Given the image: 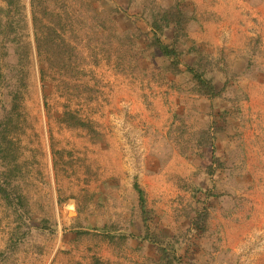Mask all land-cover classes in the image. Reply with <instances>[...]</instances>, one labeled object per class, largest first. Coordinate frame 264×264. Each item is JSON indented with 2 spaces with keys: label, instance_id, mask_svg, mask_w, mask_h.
<instances>
[{
  "label": "rangeland",
  "instance_id": "rangeland-1",
  "mask_svg": "<svg viewBox=\"0 0 264 264\" xmlns=\"http://www.w3.org/2000/svg\"><path fill=\"white\" fill-rule=\"evenodd\" d=\"M57 1L56 10L63 17L72 16L64 31L77 52L71 72L48 68L38 60L30 0H19L14 14L0 12V18L16 23L15 42H6L8 54L0 59V165L30 209L27 223L18 225L0 197L4 256L0 264H16L18 259L31 264L32 254L48 251L57 240L65 246L74 244L70 252L63 247L73 264V258L80 264H90L93 258L144 264L130 246L116 250L95 233L78 235L77 230L89 232L106 224L135 227L133 181L137 180L148 206L155 210L157 232L181 231L186 225L184 210L193 201L190 189L207 182L204 166L209 153L198 147L193 133L211 121L210 106L194 92L188 74L163 75L154 57L118 63L117 40L112 38L109 49L102 43L104 38L97 40L93 29L99 22L103 29L110 24L122 33L127 26L124 10L133 14L142 0L131 5L128 0ZM184 4L205 22L203 28L194 23L190 36L212 58L225 56L224 71L216 66L213 71L217 82L228 79L227 94L237 91L241 97L238 120L220 134L217 148L230 169L219 172L216 180L211 178L219 196L210 200L211 233L195 250L194 259L209 262L210 256H218V248L223 254L213 258L217 263L264 264V226L258 233L260 227L250 221L256 200L264 195V0H186ZM0 8L6 9L4 0ZM209 12L218 19L208 17ZM209 30L213 41L202 40ZM252 38L259 44H252ZM145 43L141 41L140 47ZM66 110L91 124L97 138L63 123ZM176 115L183 118V125ZM10 146L15 156L11 168L9 159L1 158ZM251 225L247 240L243 234ZM80 248L87 250V258Z\"/></svg>",
  "mask_w": 264,
  "mask_h": 264
},
{
  "label": "trees",
  "instance_id": "trees-1",
  "mask_svg": "<svg viewBox=\"0 0 264 264\" xmlns=\"http://www.w3.org/2000/svg\"><path fill=\"white\" fill-rule=\"evenodd\" d=\"M128 1L129 5L133 2V0ZM184 1L186 0H142L144 4L137 5L133 14L129 11L126 13L124 10L123 19L127 21V26L122 33L115 32V27L110 24L103 29L104 24L101 22H99V27L93 29V32L98 41L104 38L102 43L108 49L109 46L112 47V38L117 40L118 48L115 58L118 63H136L141 58L153 59L154 57L160 61L163 75L175 77L188 74L190 76L189 81L193 85L194 92L209 103L212 118L205 127L193 133L194 142H197L199 148L207 150L209 153V161L204 166L207 182L203 186H193L190 189L193 201L190 208L184 210L186 225L182 227L181 231L173 232L171 235L157 232L154 223L155 210L148 206L144 189L137 180H134L133 189L137 194L138 219L137 222H133L135 227L132 228L129 225L128 228H121L117 224L113 226L106 224L102 227H94L89 232L77 230V234L95 233L100 240L116 250L130 246L132 251L142 258L144 264H225L223 261L218 263L212 261L213 258L223 254L221 249H215L218 256H210L209 262L206 260L195 262L194 252L202 247L207 236L211 233L209 220L213 206L210 200L219 196L213 180H216L219 172L230 169L226 166L225 157L223 154L221 155L217 145L221 139L220 134L238 120L241 97L237 91L232 95L227 94L229 91L228 79L223 80L221 84L217 82L213 71L216 68L219 71H224L222 63L225 61V56L222 54L215 59L212 58L209 51L201 47L190 36L191 27L194 23L199 25V20L196 12L185 8ZM4 2L6 9L0 8V12L4 11L6 16L14 14L15 9L16 12L18 11L19 0H4ZM30 4L38 60L44 61L48 68L57 67L60 70L73 71L77 55L76 48L64 36L67 19L72 16L65 13L63 17V12L59 13L56 10L57 0H30ZM114 11L117 12V9ZM208 15V17H212L211 13ZM15 26L14 21L0 18V59L3 61L9 51L6 42H15ZM105 31L109 34H105ZM97 32L99 33L97 34ZM251 40H253L252 44H259V39L252 38ZM141 41H146L144 47H140ZM22 57L25 56L20 54V58ZM19 60L21 61V59ZM0 115L3 117L2 113ZM174 117L180 119V123L183 125L182 117L179 118L178 115ZM61 120L70 127L87 130L92 134L93 139L98 136L93 126L82 121L75 113L66 110L62 114ZM179 132L183 131L178 126ZM180 149L182 153L186 154L184 146ZM200 155L204 156V152H201ZM1 158L2 160L9 159L7 166L10 165L11 168L15 162L11 146L1 152ZM229 171L232 173L231 170ZM0 197L11 208L18 225H25L29 219V206L1 165ZM43 227L44 229L48 228L47 225H43ZM53 231H56V226ZM2 256L3 253H0V258ZM92 264L111 263L93 258Z\"/></svg>",
  "mask_w": 264,
  "mask_h": 264
},
{
  "label": "crops",
  "instance_id": "crops-1",
  "mask_svg": "<svg viewBox=\"0 0 264 264\" xmlns=\"http://www.w3.org/2000/svg\"><path fill=\"white\" fill-rule=\"evenodd\" d=\"M214 11H215V8H213ZM211 13L212 16L216 17L218 19V16L217 14H214L213 12H209V14ZM199 17V15H198ZM199 20V19H198ZM200 24L202 25V28L205 27L204 23L202 20L199 21ZM207 25L209 28L212 27L211 26V23L209 22H206ZM205 39L202 38V40H205V41H213L214 39V35L209 31H207L204 35ZM255 206L257 208V212L255 211V213H253V216L251 217L250 221L252 222H255L257 226L260 227V230L258 233H262V227L264 226V195L262 196V198L256 200V203H255ZM246 225H249V221L247 222ZM251 228H252V225L247 227V229L244 231V234L243 236L247 238V240L249 239L248 238V233L251 231ZM262 237H264V233H262ZM59 240L56 241V244L54 243L53 246L51 247H48V251L46 252H40V253H34L32 254L33 257H32V263L31 264H73L71 262V258L69 259V255H67V251L70 252L71 249H75L74 248V244H65L64 243H60L58 242ZM61 244V246H60ZM66 247L67 251L64 250V248ZM263 248H264V244L261 245ZM1 247V246H0ZM64 247V248H63ZM234 248V246H231V248ZM81 250L80 251V254H82V256L85 258H87L88 256V252L87 250H85L84 248H80ZM23 255H24V252H22ZM85 253V254H84ZM19 254V253H18ZM18 254H15V255H18ZM264 256V254L262 255ZM28 258V257H27ZM76 260L74 263L75 264H80L76 259V258H73V260ZM86 260H89V259H86ZM23 260L22 259H18L16 262V264H29V263H26L25 260L22 262ZM264 263V261H263ZM92 264V262L90 263Z\"/></svg>",
  "mask_w": 264,
  "mask_h": 264
}]
</instances>
